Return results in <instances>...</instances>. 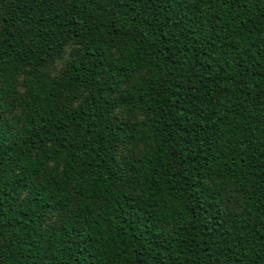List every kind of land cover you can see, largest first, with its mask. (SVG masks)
<instances>
[{
	"label": "trees",
	"instance_id": "1",
	"mask_svg": "<svg viewBox=\"0 0 264 264\" xmlns=\"http://www.w3.org/2000/svg\"><path fill=\"white\" fill-rule=\"evenodd\" d=\"M0 264H264V0H0Z\"/></svg>",
	"mask_w": 264,
	"mask_h": 264
},
{
	"label": "rangeland",
	"instance_id": "2",
	"mask_svg": "<svg viewBox=\"0 0 264 264\" xmlns=\"http://www.w3.org/2000/svg\"><path fill=\"white\" fill-rule=\"evenodd\" d=\"M60 65L61 64L59 62H54L51 65H49L50 67L45 68L44 71L47 73L57 72V70L61 67ZM137 116L141 117V114H138Z\"/></svg>",
	"mask_w": 264,
	"mask_h": 264
}]
</instances>
